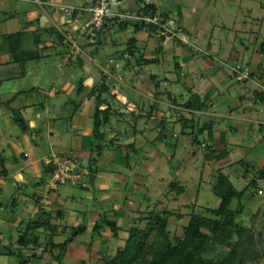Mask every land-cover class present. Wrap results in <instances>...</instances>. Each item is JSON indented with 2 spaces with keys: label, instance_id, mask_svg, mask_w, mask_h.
I'll use <instances>...</instances> for the list:
<instances>
[{
  "label": "crops",
  "instance_id": "obj_1",
  "mask_svg": "<svg viewBox=\"0 0 264 264\" xmlns=\"http://www.w3.org/2000/svg\"><path fill=\"white\" fill-rule=\"evenodd\" d=\"M13 1L18 3L14 12L7 11L9 6L0 1V234L5 230L11 240L8 244L0 238V254L8 246L16 245L18 228L26 230L30 221L41 217L47 207L62 210L61 219L53 220L60 225L59 242L81 224L86 229L83 233L94 234L99 208L103 216L116 221L120 228L121 224L132 226L142 212L151 211L154 202L152 193L141 196L137 192L135 201L129 198L128 190L133 186L129 176L118 167L119 160L124 157L123 152L128 159L133 157L127 164L134 172H145V177L143 172L135 177L145 179L151 187L153 171L147 165L156 163L158 154L150 148L158 143L168 155L175 156L178 150V139L174 142L175 122L181 121L183 130L192 124L193 138L201 135L198 142L217 170L235 168L245 158L252 164L257 157L263 158L257 168H264V102L256 97L264 87V0H255V8L251 4L246 7L247 11L256 9L262 19L258 21V15L250 12L256 24L251 23L252 19H243L231 33L219 19L220 11L218 19H213L212 0H154L157 9L176 16L180 24L194 32L196 42L206 48L207 55L196 54L176 41L160 40L135 22L108 25L100 43L90 45L79 35L77 38L72 29L79 30L90 19V13L81 8L94 0H55L60 5L78 7L75 13L42 10L33 0ZM229 2L243 7L241 0ZM5 7L7 10L3 11ZM120 9L143 11L138 0H124ZM205 11L210 13L208 24L203 18ZM25 15L28 21L22 19ZM221 28L226 30L224 36L231 37L226 48L217 38ZM128 42L135 46L136 53L125 58ZM75 46L82 53L70 57ZM51 54L55 56L53 60ZM168 56L174 58L177 69L176 75H170L173 84L182 86H167L169 79H161L155 71H145L151 64L145 60L158 61L161 66L162 60L170 62ZM220 60H244L250 64L255 77L247 83L254 90L248 88L242 95L232 96L235 87L232 76L219 64ZM33 64L36 71L29 68ZM82 64L86 69L81 74ZM247 83H239L241 90ZM213 86L224 87L225 93L219 96L225 99L217 104L211 101L217 96V89L215 93L211 90ZM178 93L182 96L180 100ZM106 108L108 118L100 112ZM96 114L103 120L101 131L105 139L115 144L104 148L101 155L94 145ZM118 147L124 151H116ZM245 148L249 150L247 153L243 151ZM53 152L79 157L88 175L91 174L88 181L70 186L75 187L74 192L69 188L61 190V185L53 188L57 164L52 157L44 160ZM92 164L95 172L89 168ZM158 168L155 166V170ZM217 177L216 173L215 182ZM44 229L36 232L42 236V242L46 240ZM98 242L104 244L101 239ZM92 243L96 241L92 239ZM81 245L75 238L68 254L81 249Z\"/></svg>",
  "mask_w": 264,
  "mask_h": 264
},
{
  "label": "rangeland",
  "instance_id": "obj_2",
  "mask_svg": "<svg viewBox=\"0 0 264 264\" xmlns=\"http://www.w3.org/2000/svg\"><path fill=\"white\" fill-rule=\"evenodd\" d=\"M0 1L2 4H6L9 6V10H7V8L5 7L3 11L7 10L10 12H14V6L18 5V3L13 0H0ZM218 1L219 4H217ZM229 3H230L229 0H212V3L210 4V10L214 14L213 19L215 20L218 19V12L220 11L219 19L223 21L225 25H227V28H225L227 31H229L230 33L233 32L236 29L237 25L242 23L243 19H247V20L252 19L250 20L251 23L256 24V20L255 19L253 20V17L249 16V13L250 12L253 13L257 10L255 9V11H247L246 9V7L250 4L253 5L255 8L256 7L255 0H241V3L243 4L242 8L240 5L238 7L233 6L232 5L233 2H231L230 4ZM33 4L37 8H40L42 10L49 9V7H44L35 2H33ZM11 7L13 8L11 9ZM1 13L2 12H0V14ZM209 14L210 13H206V11L205 13H203V18H205V22L207 24H208L207 20L209 19ZM257 15L258 18L256 19L260 21L262 19V16L259 14ZM22 19L24 21H28L26 15ZM67 22L69 23V26L73 27L71 20H68ZM210 24L212 27V22ZM181 25L182 27L184 26L182 23ZM184 28L186 27L184 26ZM186 29L190 32L191 38H194V32L192 30H189L188 28ZM225 29L221 28L220 29L222 30L221 35L217 36V38L219 37L220 39L219 44L223 45L224 48L229 46L231 40L230 35L229 37L224 36L226 32ZM72 30L74 31L75 36L78 38L79 35L78 28L76 30L74 29ZM21 32H24V30L22 29ZM155 37L160 40H163V38L160 36H155ZM51 45H53V43H51ZM196 45L199 46L205 52L207 51L202 44L196 42ZM183 46L190 49V47L187 45H183ZM48 54H50V52H48ZM51 55L53 60L55 56L53 54ZM46 58L49 59L48 56ZM168 59L170 60V62L166 60H162L161 66L157 64L158 61L146 62L148 64L149 63L151 64H149L150 65L149 69L145 68V71L148 73H152L150 72V70L155 71L160 76L161 79L163 80H165V78L169 79L168 80L169 84L167 86H182L181 84H173L174 83L173 78L170 75H176L177 69L175 67V63L173 62L174 58L168 56ZM207 62L211 63L214 61L208 60ZM51 63H53L54 66V62ZM240 63L248 64L244 60H241ZM219 64L222 67L226 68L231 73L232 77L230 78L233 83V86H235L231 90L232 96H235L236 94L242 95L243 93H245V91H247L248 88L254 90L255 87L252 86L250 83H247L248 84V85L246 84L247 87L244 90H241L240 87L241 85L234 78L231 69L225 65V62L223 60H220ZM248 65L250 66V64ZM147 66L148 65H146V67ZM29 68L34 69L35 65L33 64V67H29ZM95 68L96 67H94V69ZM160 68L165 72H162ZM208 68L211 69L212 67L209 66ZM85 69H86V65L82 64L80 68L81 74L85 72ZM36 75L38 74H35V76ZM205 76H208V74ZM86 77L87 75L85 76V78ZM84 86L87 85L84 83ZM88 86H92V84L89 83ZM223 88H224L223 86H213L211 88L212 91L217 89V96L213 97V100H211L213 101V104L219 103L220 99H225V97L222 98V96H219V93L221 94L225 93L223 91ZM215 92L216 91H214L213 93ZM181 93L186 95V92H181ZM187 93H189V95L192 96L191 92L187 91ZM177 97L180 100L182 96L181 94L178 93ZM190 98H188V100ZM253 99H255V96L253 97ZM262 115L264 116V112H262ZM175 125H176L175 130L177 137H174V142H176V140L178 139V144H177L178 150H176L175 156L168 155V153H166V150L164 149L165 147L164 146L162 147V145H159L158 143H155L150 148L151 151L157 152L158 154L157 156L155 155L156 163L154 164L148 163L147 165L150 166V169L153 171L151 172L152 175L150 178V180L153 181L151 187H148L145 179L140 180L135 177L136 175H138L139 172H143V171L140 170L138 172H134L131 169V167L127 164V160L128 162L132 161L133 157H129L128 159V157L125 156L123 152L124 157L120 158L118 163V167L122 168L126 177L129 176L130 182L132 183L133 186V189L131 188L130 192L128 190L129 198L134 200L136 197L135 193L137 192H139L141 196H144L145 194L148 193H152L153 199H151V201L154 202V207L151 208V211L148 213V216L150 215L151 212L160 211V210H166L172 212L174 216L171 218L169 230L174 240H176V238H185V228L188 226L190 218L194 213L196 214L203 213V211L206 208H218L221 202L220 197L214 191V185L216 183L214 181L215 180L214 178L216 177V173L218 175L219 172L216 166L211 164V160L208 159L207 155L201 148L200 146L201 142H196L198 143L199 147L195 143L193 138V130L190 127L192 126V124H188L189 127L186 128L185 130H183L182 128L181 121H179L178 123L175 122ZM198 126L199 123H197V127ZM197 137L201 138V135H197ZM120 150L124 151L122 147H118L116 151H120ZM243 151L247 153V151L249 150L245 148V150ZM253 152L255 153L257 151L255 150ZM146 156H147L146 158H148V154ZM243 157L245 158L246 155H244ZM262 159H263L262 157L254 158V163L252 164H254V166L258 165ZM143 161L146 162V159H143ZM247 165H249V161L247 160V158H245L242 162L235 165V168H228L226 170L223 169L224 170L223 172L224 174L230 176L231 181L239 191H244V195L241 199V203L245 206V210L242 215L240 216L236 215L234 217L235 221L244 223V225L247 228L253 230V232L255 231L257 236L255 235V237H253L251 240L249 238H244L245 240H243V237L240 238L239 236L235 235L234 233L235 227L233 225H228L227 228L220 233L219 237L221 238L224 234L228 233L224 235L223 238L224 240H227L229 238L228 242L230 243V245L227 244L224 245L218 242V243H212L209 246L208 256L212 257L215 262L221 260L225 255H227L230 252L232 248H235L237 249V257L235 258L234 261L235 264H264V179H261L254 172L247 174L246 172L248 168ZM155 166H159V168L155 170ZM145 175H146L145 172H143L142 176L145 177ZM137 183H142L143 185L138 186ZM174 183L178 184L177 188H174L173 185ZM70 186H74V185L62 184L60 187L61 190H66L68 188L69 189L75 188ZM237 205H238V200H235L234 203L231 205V210H232L231 213L225 216L226 221H230L232 219L233 217L232 212L236 210ZM47 208L46 210H49ZM103 214H104L103 210L99 208L98 215L100 216V218L98 219V221H100L103 218ZM255 214H259L257 219H253V215ZM143 216L144 213L142 212V215L139 218H136V222L138 223L136 225H138V228H142V229L146 228L148 224V221L143 219ZM135 223H133L132 226H129L128 224H121L122 227L119 228L118 231H114L112 230L111 227H107L106 225H104L101 236H98L97 234L94 235L93 233L91 235L85 233L79 234L77 236L78 238L76 237V239L79 240L80 243H82L81 245L82 248L76 250L75 253H71V254H68L67 251L66 255L67 254L68 255L65 257H67L68 259L64 258L65 259L64 262L66 264H78V263L104 264L98 253L99 249L102 247L110 246L111 249L114 250L117 249L119 246L123 245L127 239L128 230L131 227L135 226ZM80 226H82V224ZM3 231L4 232L0 234V238L1 239L4 238V240L7 241L8 244H10L11 241L10 238H7L6 237L7 234L5 230ZM49 236L50 234L43 236V238L46 237V240H44V242H47V238ZM61 237L62 235L59 234L55 236V240L59 242ZM92 239L96 241L95 244L92 243ZM100 239L104 241V244L98 242ZM19 240H20V236H16V240L14 242L18 243ZM112 250L111 252L116 251V250L114 251ZM79 255H81L82 257H79ZM38 256L39 258L37 259H30L29 264H59L56 261L57 259L52 258L50 254L47 253L46 250H44L43 248H40ZM17 263L18 261L17 258L15 257L13 259H9L8 262L0 261V264H17Z\"/></svg>",
  "mask_w": 264,
  "mask_h": 264
},
{
  "label": "trees",
  "instance_id": "obj_3",
  "mask_svg": "<svg viewBox=\"0 0 264 264\" xmlns=\"http://www.w3.org/2000/svg\"><path fill=\"white\" fill-rule=\"evenodd\" d=\"M152 8L157 10L155 6H152ZM142 10L143 12H147L149 9ZM110 24L122 25L124 23L119 21L105 22L101 36L105 28ZM99 43L100 40L98 44ZM90 45L96 46L94 44ZM127 51L129 55H135L136 50L132 42H128ZM81 53V51H78L73 56H80ZM145 61L148 62L149 60ZM101 86V88L104 89L106 84L104 83ZM256 97L264 102L263 91L258 92ZM100 112L108 118V108ZM102 121L99 115L96 114L94 121V145L99 155L102 154L104 148L108 146L112 147V145L115 146L113 140L108 142V140L105 139V134L101 131ZM186 124L187 123H184V125ZM194 141L198 142L197 136H194ZM92 166L93 164L89 166V168H91V172H95L96 169L92 168ZM247 167V174L254 172L261 179H264V168L260 169L254 167L252 164L247 165ZM218 172L219 174L214 185V191L220 197V205L218 208H206L203 213H194L190 218L188 226L185 228V238H176V240L172 238L169 230L171 218L174 216L172 212L160 210L151 212L148 216L150 211H146L143 212V219L148 221L146 228H138V225H136L138 223L135 221V226L128 230L125 243L117 249H114L116 250L115 252H111L112 249L110 246L100 249L98 253L104 264H235L234 261L237 257V249L232 248L221 260L215 262L212 257L208 256L209 246L212 243L218 242L224 245H230L228 242L229 238L227 240L223 238V236L228 233L224 234L221 238L219 237L220 233L224 231L228 225H233L235 227V235L240 238L243 237V240H245L244 238H249L251 240L255 237L256 233L247 228L244 223L239 221L236 222L234 218L236 215H242L245 210V206L241 203L244 191H239L231 181L230 176L224 174L221 169H219ZM173 185L174 188L178 187L176 183ZM235 200H238L237 208L232 212V219L226 221L225 216L231 213V205ZM61 211L44 209L41 213V217L31 220L26 230L18 228L20 240L16 245L8 246L7 251L0 254V258L6 259L5 262H8L9 259L15 257L18 261L17 264H29L30 259L39 258L38 253L40 248H44L52 258L57 259L56 261L59 264H66L62 261L66 256L69 245L86 229H81L74 235L77 228L73 227L64 241L56 243L55 236L59 235L60 225L54 224L53 220L61 219ZM258 215L259 214L253 215V219H257ZM104 225L111 227L114 231H118L120 228L116 221L109 220L103 216L94 226V235L97 234L101 236ZM43 227H45L44 230L47 231L46 235L50 234L47 242H42V236L36 233ZM63 233L65 234V232ZM55 249H57L56 252L54 251Z\"/></svg>",
  "mask_w": 264,
  "mask_h": 264
},
{
  "label": "built area",
  "instance_id": "obj_4",
  "mask_svg": "<svg viewBox=\"0 0 264 264\" xmlns=\"http://www.w3.org/2000/svg\"><path fill=\"white\" fill-rule=\"evenodd\" d=\"M124 0H94V2L81 8V10L90 13V19L79 28V36L85 39L90 44H98L103 30L104 24L107 21L135 22L140 27L148 30L155 36H160L163 40H174L182 45H187L196 54H206L199 46L196 45L194 38H191L190 32L182 27L176 17L171 14H164L159 9L155 10L154 0H138L142 9H149L147 12H130L120 9ZM33 2L49 7L50 10L62 9L67 13H75L79 10L78 7H70L60 5L55 0H33ZM150 7V8H148ZM116 8H119L116 10ZM193 37V36H192ZM80 48L73 47L70 56L75 55ZM125 58H129V52L126 50ZM228 66L234 78L239 83H247L254 81L255 73L248 64L240 62L224 61ZM264 92V87L261 89ZM259 102L262 100L258 99ZM53 158L57 164V172L52 182L53 188H58L62 184L81 185L88 181V171L82 166V161L74 154L65 152H53L50 156L44 158L49 161Z\"/></svg>",
  "mask_w": 264,
  "mask_h": 264
},
{
  "label": "water",
  "instance_id": "obj_5",
  "mask_svg": "<svg viewBox=\"0 0 264 264\" xmlns=\"http://www.w3.org/2000/svg\"><path fill=\"white\" fill-rule=\"evenodd\" d=\"M90 176H91V174H90ZM91 183H92V185H94V180L93 179H91ZM84 228V226L82 225V226H79L77 229H76V231L74 232V235H76L81 229H83Z\"/></svg>",
  "mask_w": 264,
  "mask_h": 264
}]
</instances>
